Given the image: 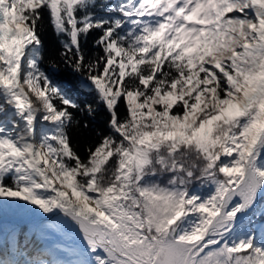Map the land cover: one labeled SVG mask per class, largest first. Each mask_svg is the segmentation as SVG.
<instances>
[{"label":"snow or ice","instance_id":"6c2138e0","mask_svg":"<svg viewBox=\"0 0 264 264\" xmlns=\"http://www.w3.org/2000/svg\"><path fill=\"white\" fill-rule=\"evenodd\" d=\"M0 264H264V0H0Z\"/></svg>","mask_w":264,"mask_h":264},{"label":"trees","instance_id":"16d2710c","mask_svg":"<svg viewBox=\"0 0 264 264\" xmlns=\"http://www.w3.org/2000/svg\"><path fill=\"white\" fill-rule=\"evenodd\" d=\"M46 31L42 33V39L44 40L45 44V55L46 58H56L58 59L60 46L57 42V39L55 35L52 32L51 27L47 24V21L45 23ZM99 35V33H92L89 36L88 43L85 45L86 50L88 54L90 55L91 52L95 51V49H92L91 44L92 41ZM59 78L62 80H67L70 82H74V77L66 71H62L59 74ZM73 99H75L78 103L83 106L85 102L89 103H95L94 97L90 95H86L83 93H80L76 89H73L72 92ZM78 118L80 119L81 123L78 128L71 129V138L73 144L77 145V150L80 152V154L83 156L85 154V148L88 145H95L99 142L100 137L97 136V132H107L106 127V121L108 119L107 113L101 109L98 111L94 118L87 116V114L80 116L79 113H77ZM87 121L88 127L84 128L83 124Z\"/></svg>","mask_w":264,"mask_h":264}]
</instances>
